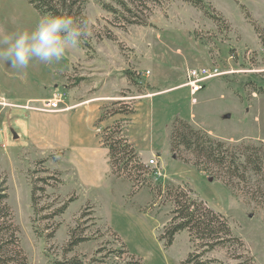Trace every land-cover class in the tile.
<instances>
[{
    "label": "rangeland",
    "instance_id": "374dc122",
    "mask_svg": "<svg viewBox=\"0 0 264 264\" xmlns=\"http://www.w3.org/2000/svg\"><path fill=\"white\" fill-rule=\"evenodd\" d=\"M205 1L225 24L210 19L186 0H162L151 12L144 5L135 7L133 20H147V26L127 25L121 17L102 8V3L118 8L110 0H86V38L91 50L79 46L70 49L58 63L33 60L26 69L12 68L10 61L0 59V103H7V107L0 104V177L7 183V204L31 264L72 258L93 264L92 259L104 255L95 256L99 248L121 251L123 244L144 264H183L193 250L188 233L177 234L169 248L159 240L173 206L165 196H157L158 187L163 194L167 188L192 190L209 207L226 216L255 264H264V209L244 197L241 190L228 189L217 177L185 163L191 155L183 149L171 152V127L178 117L229 146L264 143V48L252 26L254 21L264 29V0ZM41 17L27 0H0V37L31 31ZM203 67L218 68L223 76L211 81L194 102L185 87L188 73ZM127 71L138 77V85L126 76ZM58 93L63 95L61 107L70 110L45 113L43 103ZM82 102H88V106L76 114L81 113L75 121H68L65 115L75 112ZM123 104L135 109V114L106 128L119 123L126 127L125 136L130 128L129 134L138 135L141 143L149 140L161 146L159 153L141 159L151 170L163 167L167 175L147 176L141 189L131 193L130 198L122 182L113 188L112 197L111 180L100 181V171L95 177L86 164L77 163L65 150L52 146L50 132L43 133L42 127L33 130L29 118L32 110L25 108L29 105L37 109L34 114L41 115L38 122L42 126L64 125L71 129L75 145L80 141L97 145L95 137L101 138L104 130L100 118ZM152 159L157 166L149 164ZM42 168L60 172L63 181L62 186L49 188L48 195L59 196L61 202L73 195L78 197L57 219L61 227L50 241L38 238L32 224V182L48 177ZM137 194L140 196L136 199ZM38 197L39 206H44V195L39 193ZM87 204L94 207L99 220L89 230V235L96 234L97 238L65 255L70 230ZM137 204L146 213L135 216L126 211L125 206ZM39 225L43 228L48 224ZM115 257L111 254L104 263L121 264ZM209 257L226 260V251Z\"/></svg>",
    "mask_w": 264,
    "mask_h": 264
},
{
    "label": "trees",
    "instance_id": "16d2710c",
    "mask_svg": "<svg viewBox=\"0 0 264 264\" xmlns=\"http://www.w3.org/2000/svg\"><path fill=\"white\" fill-rule=\"evenodd\" d=\"M27 1L41 16L49 14L68 16L78 24L88 28V19L84 14L86 0ZM110 1L118 8L102 3L101 6L104 10L121 17L127 25L140 26H147L148 23L147 20H133L135 7L144 5V8L151 12L153 6H159L162 3V0ZM186 1L202 10L207 17L215 22L225 24L224 19L217 15L205 0ZM252 26L264 48V29L254 21ZM80 46L91 50L87 38L82 40ZM126 76L135 85H138L139 79L133 72L127 71ZM133 114H135V109H130L123 104L119 105V109L116 111L101 117L100 122L116 115L130 116ZM125 131L126 127L119 123L107 127L103 130L101 142L109 151L112 174L119 179H125L132 183L133 192L131 193L135 194L146 182L147 176L154 175L157 171L151 170L145 165L135 146L124 135ZM170 147L174 154L183 149L191 155V159L184 160L185 163H191L200 172L217 177L228 189L241 190L244 197H248L257 206L264 209V143L259 145L242 144L237 147L229 146L213 139L201 130L194 129L187 121L178 117L171 127ZM40 164H44V161H41ZM42 172L48 174V177L38 178L32 182L31 201L34 210L32 224L34 233L38 238L50 241L61 227L57 219L66 213L70 205L78 200V197L73 195L64 202H61L59 196L52 198L47 194L48 189L63 185L61 173L58 171L51 173L46 168H42ZM39 183L41 186H38ZM6 184V181L0 177V264H31L21 246L20 229L15 224L12 210L7 204L9 195ZM39 193L44 195L46 202L42 207L39 206L41 201L38 197ZM156 194L160 198L165 196L166 200L173 206L170 212L171 219L162 228L159 236L160 242L169 248L173 245L177 234L188 233L193 250L183 264H255V260L246 249L244 241L233 233L232 226L226 216L209 207L202 199L196 197L192 190L182 187L167 188L166 193L163 194L162 188L158 187ZM43 213L44 215H42ZM98 221L94 207L87 204L78 219L77 225L70 230L69 241L64 247L65 255L74 252L80 245L97 238L96 234L89 235V230L96 227ZM37 222L38 225H36ZM43 222H47L48 225L40 228L39 224ZM115 236L117 237V235ZM123 247L124 250L121 251H107L104 247L99 248L95 256L104 255L99 259H92V263L106 264L104 260L111 254H116L115 259L121 264H144L142 259L131 255L124 244ZM217 251H226V260L209 257L210 254ZM49 264L85 263L78 258H72Z\"/></svg>",
    "mask_w": 264,
    "mask_h": 264
},
{
    "label": "clouds",
    "instance_id": "9594fccd",
    "mask_svg": "<svg viewBox=\"0 0 264 264\" xmlns=\"http://www.w3.org/2000/svg\"><path fill=\"white\" fill-rule=\"evenodd\" d=\"M89 36L85 25L68 16L46 15L34 29L23 30L0 37V59L12 68L26 69L30 62L45 64L60 62L70 49L79 48Z\"/></svg>",
    "mask_w": 264,
    "mask_h": 264
},
{
    "label": "crops",
    "instance_id": "0c3cea01",
    "mask_svg": "<svg viewBox=\"0 0 264 264\" xmlns=\"http://www.w3.org/2000/svg\"><path fill=\"white\" fill-rule=\"evenodd\" d=\"M109 100H111V99H109ZM139 103H141V102H138L137 106H139ZM78 106L79 107L77 108V110L75 112H73L70 115H65L67 117L68 121H75V119L81 113L77 116H76V114L78 112H81L82 108L87 107L88 102H82ZM137 110H138V107H137ZM35 111L36 110H32V112H30L31 115H29V118H31L33 121V123H32L33 130L36 128L42 127L43 133L50 132L49 137H50V144L52 146H55L61 150H65L67 152V156L69 155V157L72 158L77 163H80L82 165L86 164L85 165L86 167L93 170L94 176L96 175L97 171H100V176L97 177V179H99L100 181H103L106 179L111 180V182L113 184L112 188H111L112 191L110 192L113 194L112 197H114V195H115V193L113 192V188L116 186V184H118V182H122V183H125V185H127L126 195L128 198H130L129 195L131 194V184L128 181H123L122 179H115V177L112 175V169H111V165L109 163V151L107 148H105L103 146V144L101 142V138L99 136L95 137L98 139L97 145H92V144L86 143L84 141H80V143L75 145L74 144V133L71 131V129H69L68 127H65L64 125L63 126H55L53 128H47L45 126H42L41 123L38 122L41 115L37 116L34 113H38V112L37 111L35 112ZM136 115H137V113H136ZM136 115H134V118L136 117ZM99 116H100V113L97 116L96 120H98ZM121 118H124V116L123 115H116V116L110 117L108 120L106 119V120L102 121L101 125H103V126L101 129H105L106 126L113 124L114 122H116L117 120H120ZM132 122H135V119H133ZM98 130H100V129H98ZM129 131H131L130 128H129ZM129 131H128L127 137L130 139V142L132 144H134L138 155L143 160H146L150 155H152L154 153L160 152L161 146L158 147L156 145V143L150 142L149 140H147V141L143 140L144 143H141L138 135H135V133H133V132L131 135V134H129ZM173 159H175V158H173ZM163 170L164 169L162 167V169L160 170V176L166 177L167 175L163 172ZM140 194L135 195L134 198H136V199L139 198ZM141 206H139L138 204L137 205H131V206L128 205V206H125V208L127 209L126 211H129L132 214H134L135 216H138V214L146 213V212L142 211L143 208H141ZM113 228L116 232H118V233L120 232L116 225ZM122 238L126 244H129L126 237L122 236Z\"/></svg>",
    "mask_w": 264,
    "mask_h": 264
},
{
    "label": "built area",
    "instance_id": "2783aa9c",
    "mask_svg": "<svg viewBox=\"0 0 264 264\" xmlns=\"http://www.w3.org/2000/svg\"><path fill=\"white\" fill-rule=\"evenodd\" d=\"M223 76V73L219 71L218 68H197L192 69L188 73L187 83L185 87L189 88L192 100L196 101V95L203 91L207 85L213 81L214 79L220 78ZM4 107H7V103L3 102L0 103ZM61 104H63V95L61 93L55 94L54 98L51 100H48L47 102L43 103V111L45 113H59V112H65L69 111V107H61ZM27 110H37L34 107H25ZM149 164L151 166H157L156 160L152 159L149 161ZM158 176H160V170L156 172Z\"/></svg>",
    "mask_w": 264,
    "mask_h": 264
}]
</instances>
